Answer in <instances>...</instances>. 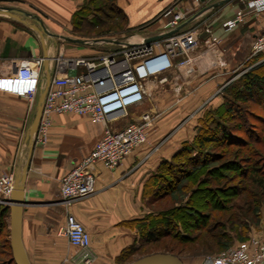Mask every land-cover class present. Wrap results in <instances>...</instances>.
Wrapping results in <instances>:
<instances>
[{
    "label": "crops",
    "instance_id": "0c3cea01",
    "mask_svg": "<svg viewBox=\"0 0 264 264\" xmlns=\"http://www.w3.org/2000/svg\"><path fill=\"white\" fill-rule=\"evenodd\" d=\"M224 0H214L218 4ZM8 2V3H7ZM12 2V3H9ZM245 2L229 0L207 7L205 0H116L125 16V29L94 37L86 44L70 43L60 32L70 30L73 13L82 4L78 0H0V5L13 7L38 17L46 30L56 39L47 40L48 72L55 75L54 57L58 52L74 58H91L107 49L168 34L161 12L175 3L187 11L180 31L199 27L198 44L190 51L188 65L182 58L150 83L144 101L128 109V115L111 124L116 128L136 121L143 112L157 114L149 128L147 139L135 147L115 168L102 164L92 167L95 192L65 207L60 201L59 179L74 162L86 155L100 137L103 125L87 116L72 113L52 116L46 140L34 142L28 155L25 135L32 119L36 97L0 90V173L16 177L27 161L23 198L26 204L21 216V242L30 264H80L79 250L59 234L65 215L72 214L90 236L91 264H112L120 251L137 238L129 221L147 212L142 197L145 180L158 165L171 158L184 141L191 140L194 128L203 111L218 107L222 89L237 78L250 62L248 59L254 38L264 30V11L247 13ZM7 4V5H5ZM204 11H201L202 9ZM242 10L243 20L226 30L224 24ZM0 16V77L11 76L19 61L42 58L43 50L38 33L31 27L34 21ZM209 24L215 44L202 26ZM72 38V37H70ZM264 56V52L262 53ZM43 72V66H42ZM76 71L69 69L68 74ZM166 80L158 83V79ZM41 82H44L42 73ZM146 210V211H145Z\"/></svg>",
    "mask_w": 264,
    "mask_h": 264
},
{
    "label": "trees",
    "instance_id": "16d2710c",
    "mask_svg": "<svg viewBox=\"0 0 264 264\" xmlns=\"http://www.w3.org/2000/svg\"><path fill=\"white\" fill-rule=\"evenodd\" d=\"M124 23L116 0H86L71 19L74 31L95 29L99 35H105L104 27ZM255 58L259 63L249 62L222 89V103L203 111L193 138L184 141L145 180L142 197L148 212L129 221L136 228L137 238L115 258L121 264L146 244L161 243V248L169 252L167 248L172 251L177 243L194 242L202 233L206 235L203 248L223 247L226 243L222 239L229 238V229L235 223L239 226L242 219L254 220L260 209L264 210V56L260 53ZM226 170L233 171V176L225 174ZM237 177L238 184L227 183ZM218 192L232 198L224 200ZM174 194L172 200H166ZM158 203L166 206L151 210L150 206ZM206 207L214 211L213 217L204 210ZM7 219L8 207L0 204V264H15ZM188 229L198 233L188 235ZM163 239L171 240L173 246Z\"/></svg>",
    "mask_w": 264,
    "mask_h": 264
},
{
    "label": "built area",
    "instance_id": "2783aa9c",
    "mask_svg": "<svg viewBox=\"0 0 264 264\" xmlns=\"http://www.w3.org/2000/svg\"><path fill=\"white\" fill-rule=\"evenodd\" d=\"M196 3L199 0H194ZM214 0H205L207 7ZM244 2V0H240ZM247 13L264 11V0H246ZM187 11L172 3L163 8L168 34L150 40L130 43L118 49H106L91 58H74L58 52L54 57L55 75L50 78L45 93L41 116L34 142L43 144L46 140L52 116L72 113L87 116L92 122L103 125L100 137L89 152L74 162L73 166L59 179L61 203L68 207L73 202L91 196L95 188L92 167L102 164L105 168L117 167L132 150L147 139L149 128L157 114L143 112L136 121L128 122L114 129L111 124L128 115L130 107L141 104L149 95L150 83L157 76L176 64L188 65L192 61L190 51L198 44L199 27L185 31H174L186 18ZM242 10L226 21L225 29L234 27L243 20ZM209 35L211 44L217 38L211 36L209 24L202 26ZM264 52V30L252 41L248 59ZM43 59L19 61L11 76L0 77V90L27 96L32 102L38 89L43 86ZM76 71L68 74V70ZM166 80L158 79V83ZM15 176L0 173V204L7 205ZM59 234L75 246L80 253V264H91L94 259L90 251V236L83 225L70 213L65 215ZM202 264H264V239L253 236L236 247L207 257Z\"/></svg>",
    "mask_w": 264,
    "mask_h": 264
},
{
    "label": "water",
    "instance_id": "95a60500",
    "mask_svg": "<svg viewBox=\"0 0 264 264\" xmlns=\"http://www.w3.org/2000/svg\"><path fill=\"white\" fill-rule=\"evenodd\" d=\"M228 1L229 0H224L222 2H219L218 4H214V6L221 5ZM205 9H207V7H205L201 11H204ZM0 16H7L21 21H23L22 17H25L29 20L34 21L36 25H32L31 27L38 33L43 50L42 73L44 74V82H43V86L38 89L32 119L28 125L25 135V142L27 143L28 146V155H29L34 144V138L36 135L38 122L41 116V110H42L45 93L47 91L50 82V74L48 72L47 40L56 39L57 35L49 33L46 30L45 26L43 25L42 21L38 17L26 13L22 10L9 6L0 5ZM180 28L181 26H178L174 31H177ZM64 39L70 43H77V44L88 43L86 40L81 38L64 37ZM26 168H27V161L22 166L21 171L17 174V176L14 179L11 194L7 199V205H6L8 207V219H7L8 241L11 250V255L15 264H30L21 242V216H22L23 206L26 204L23 198ZM125 264H182V263L179 260V258H177L172 254L156 252L141 256Z\"/></svg>",
    "mask_w": 264,
    "mask_h": 264
},
{
    "label": "rangeland",
    "instance_id": "374dc122",
    "mask_svg": "<svg viewBox=\"0 0 264 264\" xmlns=\"http://www.w3.org/2000/svg\"><path fill=\"white\" fill-rule=\"evenodd\" d=\"M6 1H10V0H6ZM78 1L79 2L82 1V4L86 3V0H78ZM9 3H12V2H9ZM5 5H7V4H5ZM116 24L118 25L117 21H116ZM77 27H80V26H77ZM81 27L83 28L85 26H81ZM124 29H125V26H113V27L107 26V27H104L103 30L106 33L104 32L103 34L120 33L122 31H124ZM74 30H75L74 26H71L70 30L63 29L60 32L64 33V35H66L68 37H72V38L74 36H77V37H79V36H81V37H94V36L99 35V34L95 33L96 32L95 29H89L90 31H82V32H77ZM92 30H94V31H92ZM106 43H107L106 47H107V49H109L110 46H108V44H110V42L107 41ZM241 135H243V132L241 133ZM232 148H234V147H231V149ZM224 173L228 174V176H233L232 175L233 171L229 172L226 170V171H224ZM230 179H232V178H230ZM238 182H240L238 177L233 178L232 180H227V183H229V184H238ZM246 183H248V182L246 181ZM218 194H219V196H222V198L224 200L232 198V196H229L227 193L218 192ZM173 196H176V194L172 195L171 197H168V199H166V200H168V201L172 200ZM177 196H179V194H177ZM160 204H162V203H160ZM160 204L158 203L156 206L151 205L150 206L151 210L152 209L153 210L159 209V206L160 207L166 206V205H163V204L160 205ZM145 205L146 204L144 202V207H145ZM169 205H170V202H168L167 206H169ZM146 210L148 212V208H146ZM204 210L209 211V213H211V215L213 217L214 211L211 212L207 207ZM241 222L242 223H240L239 226H237L235 223L234 226L229 229V238L222 239L226 243L223 247L215 248L214 250H209V249L203 248V245H204L203 244V242H204L203 238L206 235L204 233H202L201 234L202 236H200L199 239H197L194 242H185L181 245L177 243L176 248L172 251H171V248L170 249L167 248V250L169 252L165 251L164 248H161L163 245L161 243L156 244V245L146 244V245H144V247L141 250L132 254V256H130V258H127V260L125 262H123L122 264H125V263L132 261L136 258H139L141 256L148 255L151 253H156V252L169 253V254L173 253L172 255L179 258V260L181 261L182 264H202L203 260L205 258L215 256L220 252H223V251H226L227 249L236 247L240 243L247 241L249 238H251L253 236L260 237V238L264 239V210L263 209H260V215L258 217H255L254 220L242 219ZM185 233H187L188 235L194 236L198 233V230L188 229ZM164 241H166V242L170 241L171 242L170 246H173V243L171 240L163 239L162 242H164ZM120 262H119V260L115 259V261L112 264H121Z\"/></svg>",
    "mask_w": 264,
    "mask_h": 264
}]
</instances>
